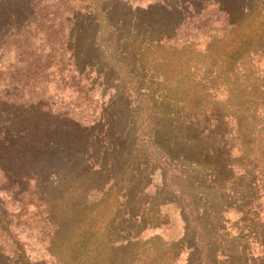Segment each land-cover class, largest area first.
Here are the masks:
<instances>
[{
	"label": "trees",
	"instance_id": "obj_1",
	"mask_svg": "<svg viewBox=\"0 0 264 264\" xmlns=\"http://www.w3.org/2000/svg\"><path fill=\"white\" fill-rule=\"evenodd\" d=\"M45 1L0 0V264H264V0Z\"/></svg>",
	"mask_w": 264,
	"mask_h": 264
},
{
	"label": "rangeland",
	"instance_id": "obj_2",
	"mask_svg": "<svg viewBox=\"0 0 264 264\" xmlns=\"http://www.w3.org/2000/svg\"><path fill=\"white\" fill-rule=\"evenodd\" d=\"M133 4L140 7H146L148 4L153 3L156 0H130ZM160 2L171 0H158ZM21 2L25 3V0H21ZM48 5H60V0H46L44 2ZM13 55L6 53L3 57L2 64L3 66L0 68V84H8L9 74L16 68L13 64ZM18 67V66H17ZM48 79L50 80L49 84V102L54 103L57 108L67 109L70 112H81L83 110V106H77V94L73 91V88L64 84L60 80V76H49ZM3 90V87L0 88V92ZM83 114V113H82Z\"/></svg>",
	"mask_w": 264,
	"mask_h": 264
}]
</instances>
